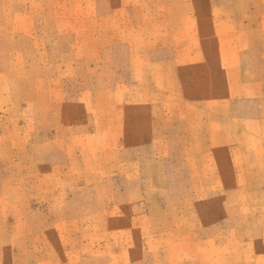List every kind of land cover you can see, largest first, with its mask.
Returning a JSON list of instances; mask_svg holds the SVG:
<instances>
[{
    "label": "rangeland",
    "instance_id": "obj_1",
    "mask_svg": "<svg viewBox=\"0 0 264 264\" xmlns=\"http://www.w3.org/2000/svg\"><path fill=\"white\" fill-rule=\"evenodd\" d=\"M0 264H264V0H0Z\"/></svg>",
    "mask_w": 264,
    "mask_h": 264
}]
</instances>
